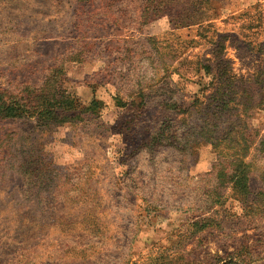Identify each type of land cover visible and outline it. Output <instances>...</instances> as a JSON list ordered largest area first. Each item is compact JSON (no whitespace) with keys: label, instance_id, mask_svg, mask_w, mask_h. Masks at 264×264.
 Listing matches in <instances>:
<instances>
[{"label":"rangeland","instance_id":"rangeland-1","mask_svg":"<svg viewBox=\"0 0 264 264\" xmlns=\"http://www.w3.org/2000/svg\"><path fill=\"white\" fill-rule=\"evenodd\" d=\"M219 60L260 135L245 203L195 143L221 84L199 68ZM58 69L83 108L99 105L49 124L0 118V264H148L164 251L264 264V0H0V93L29 102ZM209 217L212 232L176 246Z\"/></svg>","mask_w":264,"mask_h":264},{"label":"trees","instance_id":"trees-1","mask_svg":"<svg viewBox=\"0 0 264 264\" xmlns=\"http://www.w3.org/2000/svg\"><path fill=\"white\" fill-rule=\"evenodd\" d=\"M201 30L206 33L209 27L203 26ZM218 46V54L215 56L217 58L224 50V46L220 42ZM199 69L200 71L204 69L206 75H212L214 80L216 79L221 84L218 85L216 96L210 105H213L214 109L209 110L210 106H208V111H203L206 113L203 114L204 126L200 130L196 129L195 143H198V137H200L201 141L199 142L207 143L214 149L221 164L220 178L231 185L232 195L235 199L245 203L252 195L250 165L246 160L253 149L254 140L258 136L260 137L257 132L254 134L251 123L252 110L234 109V95L239 88L236 89L235 75L229 62L219 60L216 66L202 65ZM62 72V69L56 70L39 92L35 91L31 94L29 102L8 100L4 94L0 93V118L36 119L43 124H49L62 122V117L71 113L95 112L96 110L91 109L96 108L99 102L93 99L88 106L83 108L79 99L65 87V83L61 80ZM243 90L245 91L244 88ZM257 145L259 152L264 154V135L261 136ZM212 222H214L213 218L209 217L187 225L180 233L176 246H180L183 251H186L188 246L195 245L196 239H200L207 232L210 233L214 230ZM148 264H208V262H201L198 258L188 262L183 256L175 258L169 251H164L157 253L155 258L151 257Z\"/></svg>","mask_w":264,"mask_h":264}]
</instances>
